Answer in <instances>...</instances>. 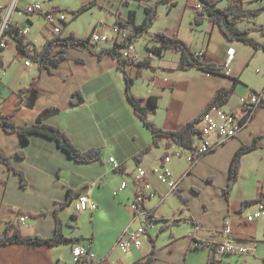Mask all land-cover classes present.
I'll return each mask as SVG.
<instances>
[{
    "label": "crops",
    "instance_id": "1",
    "mask_svg": "<svg viewBox=\"0 0 264 264\" xmlns=\"http://www.w3.org/2000/svg\"><path fill=\"white\" fill-rule=\"evenodd\" d=\"M8 2L9 0H0L2 18ZM34 2L41 1L20 0L16 11L20 10L23 14L24 7ZM136 2L139 6L136 24L139 25L145 18V11L140 1ZM197 2L198 0H193L190 4L188 1L185 5L186 9H193L191 12L194 15L185 32L183 20L169 26L166 31L152 32L159 20L155 22L151 33L144 38L147 51L138 52L140 61L148 59L151 67L137 64L127 67L128 74L135 79L133 94L136 98L143 100L144 105L152 96L160 98L159 108L156 112L149 113V120L165 130H177L200 116L217 90L233 86L236 79L239 82L236 84L235 94L222 107L225 111L234 113L241 119L244 100L255 92L263 93L264 97V48L256 51L242 42L228 41L207 19L197 24L194 10ZM130 4L133 5V2L129 0H115L111 6L101 3V8L116 19L118 15L127 19L131 11ZM42 5L49 7L45 2ZM260 5H264V0L257 6ZM116 19L112 34L120 29ZM26 20L30 23L24 24L21 20L13 19V24L24 30L27 40L37 51H41L52 37L49 33L43 34L38 30L33 32V18ZM238 27L249 30L250 36L264 46V13L256 18L243 19ZM132 30V26L120 29L127 35ZM160 31L169 35L178 34L196 54H204L205 62L223 67V70L220 74L213 75L195 68H182L181 54L173 50H168L161 56H149V49L158 46L154 37ZM69 33L81 37L73 30L66 32L67 35ZM93 33L108 34L105 29ZM99 45L95 47L97 52L111 49L115 43L111 41L110 45ZM61 49L62 46H56L53 55L58 56ZM92 49L89 44L70 47L63 53L65 59L57 67L49 65L43 68L35 62L31 67H26V53L18 52L16 41L12 37H8L7 47L0 52L3 62L0 66V112L9 115L10 122L15 125H27L34 123L45 110L56 109L57 112L46 120L47 123L59 127L69 135L80 150L99 149L102 154V159L93 163L76 162L54 140L33 135L29 143L24 145L18 134L7 133L0 126V151L12 158L15 167L25 174L28 182L26 187H22L20 176L0 164V234L4 232L6 224L13 221L21 227L24 235L53 237L56 226L54 212L69 199L71 192L81 191V194L90 195L98 205V210L76 213L77 197H74L71 205L61 209L59 214L64 223L65 236L78 239V244H90L98 264H134L151 252L150 238L155 239L158 250L154 264H208L209 249H194L191 236L198 226V236L208 240L211 239L210 231H221L225 225L232 228L234 242L259 244L258 254L237 256L243 259L238 263L234 262L233 255L218 254L219 264H264V217L247 220L257 210V204L242 211L243 201L259 197L264 191V182L256 181L255 196L245 192H240L236 199L233 196L235 188L243 183L245 163L250 158L247 156L255 154L264 161V105L234 138L202 156L189 173L187 170L190 167L191 152L177 145L168 147L166 140L161 141L160 146L145 157L139 158V154L152 144V135L134 114L128 101L126 81L119 69L118 60L110 55L100 59ZM227 63L229 76L224 71ZM34 79L38 80L37 89L40 92L36 106L32 109L15 110L20 100V91L30 87ZM77 91L82 92L85 102L75 106L71 99ZM256 139H259L260 147L244 156L239 181L228 201L225 189L233 157L242 146L251 145ZM213 140L217 141L218 138ZM18 151L25 152L24 159L15 156ZM175 152L182 154L176 157L172 155ZM171 155L170 167L179 181L180 194L187 200L186 204L176 192L167 195V188L154 175V170L158 169L164 157ZM110 158L115 159L118 168L114 167ZM138 167L148 172V180L156 193L146 204L155 217L154 223L150 224H146L144 218L133 222L131 205L135 199L134 175ZM201 177L216 185L215 193L207 190L200 196L191 193V185H204L203 181L198 180ZM169 196L176 199L175 209H166ZM211 200L216 203L211 205ZM208 203L211 206L210 212ZM182 205L183 210H178ZM40 212L47 214L35 217L21 214ZM21 217L25 218L23 222H20ZM131 223L133 229L146 228L141 237L142 247L123 253L116 248V243ZM184 224L188 225L185 231L181 230ZM163 226L168 228L161 232ZM73 246L47 245L30 249L17 244L1 245L0 264H73ZM116 252L122 255L115 256Z\"/></svg>",
    "mask_w": 264,
    "mask_h": 264
},
{
    "label": "trees",
    "instance_id": "2",
    "mask_svg": "<svg viewBox=\"0 0 264 264\" xmlns=\"http://www.w3.org/2000/svg\"><path fill=\"white\" fill-rule=\"evenodd\" d=\"M140 5L144 8L145 18L138 25L136 24V12L130 11L127 19H123L121 16H117L116 23L120 29H128L131 26L133 30L127 36V38L121 43H116L115 46L111 49L101 50L97 52L95 47L97 45L92 44L90 36L87 38L76 37L75 34L70 33L69 35L61 38L56 37L54 39H49L45 43L41 51H35L33 55H30L33 62L37 63L40 68L48 67L49 65L58 66L61 61L65 59L64 52L70 47L79 46V45H91L93 47V53L97 54L101 59L105 55H110L113 58L118 60L119 69L123 72L124 78L126 81V92L127 98L130 105L133 108L134 114L143 122L144 126L150 131L152 135V144L144 149L140 154L139 158L145 157L153 149L160 146L161 141L166 140L167 146L177 145L178 147L190 151L192 154L190 167L187 170V173L191 172L192 168L199 161V159L204 156L203 154H196L194 151V141L195 135L200 132L199 124L202 120V115L196 117L195 119L189 121L181 128L177 130H165L149 120V113L156 112L159 108L160 98L157 96H152L148 99L147 104H143V100L138 99L133 94V87L135 84V79L130 76L127 72V67L129 65L137 64L141 67H151L148 59L144 61L135 62L132 59H125L121 53V49L134 44L140 39L145 38L151 33L155 22L159 18V10L161 5H166L168 7V13H171L173 8L178 6L177 0H139ZM224 0H198L204 5L203 10H194L197 14L195 22L201 24L203 19H207L212 26H216L221 33L226 37L228 41L231 42H242L256 51L263 49L264 46L260 45L255 39L250 36L249 30H242L238 27L239 23L243 19H252L256 18L264 13V5L257 6L255 8H247L246 0H228V4L225 7H220V4ZM92 5H97L92 2L91 4H86L80 9L73 10L68 12L60 7H57L58 11H66L73 15L74 19L78 18L80 15L88 11ZM125 6H128L127 2H124ZM2 11V10H1ZM3 18L0 15V26L2 24ZM20 28L14 24H10L5 33V37H12L16 41V46L18 52L25 53L24 51V40L18 38ZM154 40L158 43V46L152 47L150 52L154 55L161 56L164 52L168 50H173L181 54L180 66L182 68H195L207 74H220L223 70V67H220L216 64L207 63L204 60V54H196L191 47L183 39L179 37L178 34L169 35L166 32H158L155 34ZM31 44V43H30ZM56 46H62L61 53L53 55L54 49ZM36 49V48H35ZM0 52H3V48H0ZM3 65L2 60L0 59V66ZM37 79H34L30 87L23 89L19 93V102L16 105L15 110L21 108L32 109L36 106V103L40 97V92L37 89ZM239 82V79H236V84ZM236 84L231 87H222L217 90L214 97L210 101L208 107L218 106L224 107L231 100L235 94ZM257 93V92H255ZM261 94V93H257ZM85 102L84 95L82 92L77 91L73 94L71 103L72 105L78 106ZM264 105V99L259 103V105L249 113H247L242 122L247 124L250 119L254 116L256 111ZM57 112L56 109H48L41 113L36 121L32 124L27 125H15L10 122V116L4 115L0 112V126L7 133H16L20 137L21 142L24 145L29 143L30 137L33 135L41 136L49 140H54L58 147L65 152L72 160L81 163H93L102 159V154L99 149H88L80 150L72 140V138L62 131L59 127L47 123L46 120L53 114ZM260 147L259 139H256L251 145L242 146L233 157V160L230 165L229 170V182L225 189L226 200H230L232 191L234 190L236 184L240 178V171L242 168V162L245 155L257 150ZM215 150V149H214ZM213 151V150H212ZM211 152V151H209ZM20 159H24L26 154L23 151H18L15 155ZM165 159V157H164ZM0 164L5 165L10 171L14 172L21 179V186L26 187L28 182L26 180L25 174L17 169L12 161V158L0 151ZM176 193L180 194L181 190L179 189ZM81 194L79 192H71L69 199L62 203L54 212V217L56 220L55 234L51 238H43L41 236H27L22 232L21 227L10 221L6 224L5 230L0 234V246L8 244H17L22 247L34 249L40 246H50L58 247L62 245H71L76 246L79 243L78 239H70L64 234V223L60 217L61 209H65L71 205L74 197H78ZM180 197L184 204L187 200L180 194ZM264 202V193H261L256 199L245 200L242 203V211L246 210L248 207L256 205L258 203ZM28 216H39L45 215L46 212H40L38 214L34 213H21ZM155 219L154 215L152 216ZM168 226H163L161 232L166 230ZM152 249L151 252L147 255L146 258L135 262L134 264H154L157 258L158 250L156 246V241L153 238H150ZM207 249V248H204ZM210 256L208 264H219L217 245H213L209 248ZM87 264H98V263H87Z\"/></svg>",
    "mask_w": 264,
    "mask_h": 264
},
{
    "label": "built area",
    "instance_id": "3",
    "mask_svg": "<svg viewBox=\"0 0 264 264\" xmlns=\"http://www.w3.org/2000/svg\"><path fill=\"white\" fill-rule=\"evenodd\" d=\"M20 0H14L10 8L4 10V18L0 26V48L7 47L8 38L4 36L7 27L13 24L15 11L18 9ZM196 10H203L204 5L201 2L195 4ZM24 14L27 16L39 15L45 18L50 28L48 29L49 35L52 39L61 37L63 33V24H66L68 16L63 11H58L55 8L44 9L41 2L30 3L26 6ZM121 33L122 36H121ZM125 32L116 30V34L111 39L108 35H99L98 33H92L90 40L92 44L99 45L107 43L112 40L115 44L121 43L127 38ZM18 38L24 40V51L26 53L25 66L31 67L33 61L30 55H33L36 51L35 47L30 44L26 38V32L22 29L19 31ZM62 38V37H61ZM121 53L125 59H132L135 62L140 61V56L136 50L134 44L128 45L121 49ZM203 53L200 52L199 55ZM153 54L150 53L149 56ZM225 74L230 75L229 63L224 67ZM264 99L263 93H252L251 96L243 101V117L254 110L259 103ZM202 120L200 122V132L195 135L194 151L196 154H203L217 148L225 141L234 138L246 124L242 122L234 113L225 111L222 107L213 106L207 107L202 113ZM218 138L214 141L213 138ZM181 152H175L173 156L180 157ZM171 156L165 157L158 169L154 170V175L157 181L167 188V195L175 193L179 190V181L174 177L173 171L170 167ZM110 162L114 164L115 168L119 165L114 158H110ZM134 183L136 187L135 199L131 205L134 213L133 222L138 221L140 218H144L146 224H150L153 221L151 212L147 209V202L156 194L155 190L148 180V172L138 167L136 174L134 175ZM76 213L95 212L98 210V205L93 201L89 194H80L77 197L75 203ZM264 217V202L257 204V210L247 217L248 221H253L258 218ZM24 217L20 218V222L24 221ZM132 222V223H133ZM126 228L121 234L116 243V247L123 253L129 252L131 249H140L142 247L141 237L145 234L146 228L139 227L133 229V224ZM200 227L195 228V233L191 236L194 249L211 248L213 245H217L218 254L233 255V256H246L254 255L257 251V243L251 242L248 244H238L232 240L233 231L229 225H225L224 228L219 230L210 231L211 239H203L198 236ZM72 262L73 264H87L98 263L96 255L92 251L90 244H78L72 248Z\"/></svg>",
    "mask_w": 264,
    "mask_h": 264
},
{
    "label": "rangeland",
    "instance_id": "4",
    "mask_svg": "<svg viewBox=\"0 0 264 264\" xmlns=\"http://www.w3.org/2000/svg\"><path fill=\"white\" fill-rule=\"evenodd\" d=\"M40 1H41V3L45 2L46 5H49V7H47V8L44 7V9L60 7L61 9H64L68 12L80 9L82 6H84L86 4H91L92 2L97 4V5H92L88 11H86L85 13H83L82 15H80L76 19H74L72 14H70L66 11H63L68 16V20H67L66 24L62 25V27H63V33L61 35L62 38L67 36L66 32H68L69 30H73L77 35L81 36L80 38H87V37L91 36L92 35L91 33H93L94 31H99V30L102 31L103 29L106 30V32L108 33L107 35L111 39L115 35V33L112 34L111 30H113V28L115 26V19L116 18L112 14H110L109 12H107L106 10L101 8V3L105 2L106 4L111 6L112 2L114 3L115 0H98V1L97 0H40ZM129 1L131 3L133 2V5L132 4L129 5L131 7V10L137 13L139 10V6H138L136 0H129ZM188 1L190 2V4H192V2H193V0H177L178 6L173 8L172 14L168 13V7L166 5H161L160 10H159V18H158L159 21L156 22L157 24L153 28L152 32H157L159 30L166 31V28H169V26H172L177 22H181L182 20H183V28H184L183 32H185L186 31L185 29L189 26L190 21L194 19V17H193L194 15L191 12V11H193V9H191V8L186 9L187 7L185 5L187 4ZM260 1L261 0H254V1L248 0L246 2V7L247 6L248 7L257 6ZM12 4H13V0H9L7 8H10L12 6ZM227 4H228V0H224L220 4V7H225ZM18 6H19V4H18ZM26 6L24 7V10H25ZM24 10H23V14L20 13V10L15 11L14 19L21 20V23L28 24L29 21L26 19L32 17L33 21L35 22V27L33 28V32L38 30L39 32L41 31V33H43V34H45V33L47 34L48 29L50 28V25L47 24L45 18H43L39 15L27 16L24 14ZM4 14H5V12H4ZM164 31H161V32H164ZM111 41L112 40H110L107 43H102L101 45H110ZM101 45H99V46H101ZM134 46H135L136 50L140 53L147 51V47L145 46V43H144V38L135 42ZM237 115L240 116V114H237ZM247 157H250V158L245 163V169H244V173H243V175H244L243 183H242V185L237 186V188H235V192L233 194L235 199L237 196H239L240 192H245L247 194H251V196H255L254 194H256V190H257L256 181L261 180L264 182V161H262V159L258 155H255V154H250ZM176 161L178 162L177 159H176ZM184 177H186L185 174H184ZM198 180L201 182L203 181L204 185H199V184L191 185L190 190H191L192 194H194V195L196 194V196H200L202 194H205L206 190H207V192L215 193L216 185H213L212 183H210L211 180H207V178H202V177L198 178ZM211 184L213 186H211ZM263 186H264V183H263ZM263 189H264V187H263ZM197 192H200V194H198ZM262 193H264V191ZM256 198H254V199H256ZM167 201H168V203H167L166 209H169L170 207H173V209L176 208V207H174L176 205V199L174 198V196H169ZM154 202H156V201H154ZM215 203H216L215 200H211L210 204L213 205ZM210 204L209 203L207 204L209 212L211 211L210 210V208H211ZM183 208H184V206L182 205L180 207V209H178V210L181 211V210H183ZM159 214H161V213H159ZM152 223H154V221H152ZM187 227H188V225L184 224V226L181 227V230L185 231L188 229ZM156 236H157V233H156L154 238H156ZM158 244L159 245L161 244V240L158 241ZM163 244H164V242H163ZM258 245L259 244H257V246ZM257 254H258V250L256 251V253L254 255L256 256ZM120 255H122L120 252H118V253L116 252V254H115V256H120ZM247 257H249V255ZM238 261H243L242 257L235 256L234 262L238 263Z\"/></svg>",
    "mask_w": 264,
    "mask_h": 264
}]
</instances>
